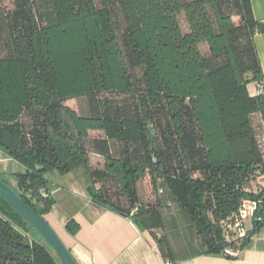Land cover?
Listing matches in <instances>:
<instances>
[{
	"label": "trees",
	"instance_id": "obj_1",
	"mask_svg": "<svg viewBox=\"0 0 264 264\" xmlns=\"http://www.w3.org/2000/svg\"><path fill=\"white\" fill-rule=\"evenodd\" d=\"M11 2L0 14V151L24 168L11 173L21 199L46 219L54 204L46 174L82 168L90 201L149 231L170 264L168 231L180 225L203 254L243 249L264 226V187L251 186L264 175V92L248 89L264 79L251 0ZM81 96L86 115L65 104ZM89 130L103 133L94 140L102 168L89 164ZM145 176L150 204L139 201ZM244 201L256 203L251 229L227 239ZM65 228L75 234L78 225ZM0 264H57L1 196Z\"/></svg>",
	"mask_w": 264,
	"mask_h": 264
},
{
	"label": "crops",
	"instance_id": "obj_2",
	"mask_svg": "<svg viewBox=\"0 0 264 264\" xmlns=\"http://www.w3.org/2000/svg\"><path fill=\"white\" fill-rule=\"evenodd\" d=\"M251 6L255 20L263 22L264 0H251ZM254 43L264 74V32L256 30ZM256 88L255 83L248 85L251 93ZM96 131L89 130L88 133ZM0 160L8 165L11 163L12 173L24 171L22 165L4 153L0 154ZM59 175L62 178L54 181L52 189L48 185L52 196L56 193L59 196L54 199L46 220L55 232H60L61 237H58L77 264H165L149 231L141 230L130 218L90 201L85 192L89 178L82 168ZM263 177H255L251 182L253 189L261 185L259 180ZM12 186L15 187V181ZM69 220L78 225L75 234L65 228ZM243 228L250 230L251 220L249 229L245 228V221ZM156 234L160 236L162 230H156ZM168 239L174 264H264V226L254 232L243 249L232 257L203 254L193 230L185 225L170 228Z\"/></svg>",
	"mask_w": 264,
	"mask_h": 264
},
{
	"label": "rangeland",
	"instance_id": "obj_3",
	"mask_svg": "<svg viewBox=\"0 0 264 264\" xmlns=\"http://www.w3.org/2000/svg\"><path fill=\"white\" fill-rule=\"evenodd\" d=\"M12 7V2L11 0H0V14L3 12H6ZM233 20L235 22H238V18L236 16H233ZM180 24L183 29V31L186 30L185 22L183 20V17L180 16ZM3 44L0 42V55L3 54ZM200 50L202 53H206L207 49L205 45L200 46ZM112 98L114 99H121L123 96L122 95H116L113 94L111 95ZM65 104L72 109H74L77 114L79 115H86L88 112V98L86 96H81L76 99H70L65 101ZM253 124L256 128L257 131L260 130V123L259 119L256 115L253 116ZM103 136L102 132H91L89 133L88 137L83 139V143L86 147V149L89 152V164L91 168H101L103 166V158L100 157L98 154L94 152V140L97 138H100ZM118 150H119V145L116 143L111 144V152L113 155H118ZM0 154H3L0 151ZM12 165L11 163H5L4 161L0 160V178L5 181L9 186H12L14 184V179L11 176V171H12ZM60 175L56 173L55 171H50L46 174V178L48 179V185L50 189H52V184H54V181L61 179L59 177ZM261 182V185L255 186L257 187H264V177L259 180ZM111 185V184H110ZM255 188V189H256ZM115 190L110 189V193L115 194ZM138 192H139V201L142 204H150L154 201V192L152 190L151 184H150V179L148 176L143 177L139 182H138ZM59 194L56 193L53 195L54 199L58 198ZM245 228L249 229L250 226V218L247 217L245 220ZM59 237H61L60 232H56ZM48 250L55 256L57 260V264H61L59 259L56 257L55 253L51 249V247L46 243Z\"/></svg>",
	"mask_w": 264,
	"mask_h": 264
},
{
	"label": "water",
	"instance_id": "obj_4",
	"mask_svg": "<svg viewBox=\"0 0 264 264\" xmlns=\"http://www.w3.org/2000/svg\"><path fill=\"white\" fill-rule=\"evenodd\" d=\"M259 32H264V21L258 25ZM151 127V125H148ZM0 196L25 219L51 247L61 264H77L67 247L60 240L47 220L24 202L11 186L0 178Z\"/></svg>",
	"mask_w": 264,
	"mask_h": 264
},
{
	"label": "built area",
	"instance_id": "obj_5",
	"mask_svg": "<svg viewBox=\"0 0 264 264\" xmlns=\"http://www.w3.org/2000/svg\"><path fill=\"white\" fill-rule=\"evenodd\" d=\"M256 85H257V88L255 90L256 94L264 92V79L262 82ZM258 143L260 148L264 151V134H261L259 136ZM255 207H256V203L254 201H244L242 203V205L238 209V212L234 215L233 222L228 223L225 227L227 239H229V234L227 231H232L235 234V237L238 238L244 236L246 231L243 228V221L247 217H249L251 220ZM224 252L232 256L236 254V250H232L229 248H226ZM165 264H170V262L168 260H165Z\"/></svg>",
	"mask_w": 264,
	"mask_h": 264
}]
</instances>
